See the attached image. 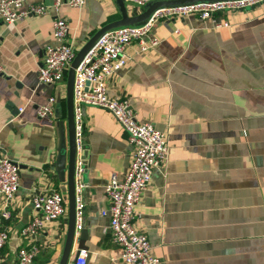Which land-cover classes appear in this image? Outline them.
<instances>
[{"label":"crops","instance_id":"0c3cea01","mask_svg":"<svg viewBox=\"0 0 264 264\" xmlns=\"http://www.w3.org/2000/svg\"><path fill=\"white\" fill-rule=\"evenodd\" d=\"M56 14L67 20V41L76 51L119 18L112 0H85L81 8L62 4L57 13L0 20V152L25 165L15 195L6 201L0 194V211L7 204L11 212L0 221L9 233L0 264H14L18 250L32 243L41 247L32 264H58L64 246L67 218L46 223L35 240L20 233L37 213L36 193L66 195L55 168L65 83L37 79L43 49L54 42ZM216 19L228 26L195 14L158 20L151 33L157 45L140 51L130 43L129 59L106 83L110 97L128 99L138 120L167 135L168 158L153 169L135 221L159 264H264V1ZM50 96L53 114L40 118L37 108ZM84 129V220L69 264L82 230L86 264H127L101 210L108 204L104 185L124 177L133 148L100 107L84 108Z\"/></svg>","mask_w":264,"mask_h":264},{"label":"built area","instance_id":"2783aa9c","mask_svg":"<svg viewBox=\"0 0 264 264\" xmlns=\"http://www.w3.org/2000/svg\"><path fill=\"white\" fill-rule=\"evenodd\" d=\"M153 0H125L127 5L137 8ZM264 0H233L202 2L175 7H162L154 10L149 18L140 25L121 26L104 34L85 54L75 68L73 82V111L75 131V235L83 227L85 187L84 172L86 165L84 141V108L100 107L109 111L127 134L133 148L132 159L122 179L112 176L104 185L107 207L101 215L109 218L106 232L113 242L121 246V258L127 264H159V259L151 252L147 236L137 230L136 208L144 190L149 186L153 169L164 164L168 158V141L165 132L150 122L137 119L128 99L112 98L107 92V80L129 59L126 47L135 42L140 51L155 46L158 40L151 33L158 20L174 16L195 14L201 20H210L215 27L228 26L227 21L216 19L221 12L242 10ZM62 4L81 8L85 0H54L51 4L29 0H0V20L6 24L32 16L46 14L50 10L58 12ZM69 25L65 18L56 14L52 23L54 42L43 49L42 61L38 68L37 79L40 84H60L66 81L67 69L75 56L74 45L67 41ZM149 40V45L147 41ZM3 67L0 64V74ZM56 98L50 96L45 104L37 108V115L50 117L53 114ZM22 111V108L19 109ZM19 186V164L3 156L0 152V194L6 201L11 199ZM32 205L37 213L21 228V235L35 240L44 225L52 220L67 218V197L57 189L48 194L36 193ZM11 217L7 204L0 211V221ZM0 223V257L9 240V233ZM41 252L36 243L20 248L14 264H32ZM87 252L80 249L75 264H86Z\"/></svg>","mask_w":264,"mask_h":264},{"label":"water","instance_id":"95a60500","mask_svg":"<svg viewBox=\"0 0 264 264\" xmlns=\"http://www.w3.org/2000/svg\"><path fill=\"white\" fill-rule=\"evenodd\" d=\"M117 8L119 18L106 22L98 28L88 40L78 49L72 59L65 81V120L58 122L59 139L57 146L55 168L61 182L66 183L67 197V229L63 250L58 264H69V257L75 240V192H74V165H75V131L73 111V82L75 68L79 65L85 54L108 31L121 26H136L143 24L151 13L162 7H175L191 5L202 2L233 1V0H153L146 3L137 14L130 15L125 0H112ZM87 157V151L85 152ZM25 165L19 164V170ZM85 232L79 234L78 249H83ZM79 251L77 250L72 264H75Z\"/></svg>","mask_w":264,"mask_h":264},{"label":"rangeland","instance_id":"374dc122","mask_svg":"<svg viewBox=\"0 0 264 264\" xmlns=\"http://www.w3.org/2000/svg\"><path fill=\"white\" fill-rule=\"evenodd\" d=\"M128 11H129V13L132 12V7H131V5H128Z\"/></svg>","mask_w":264,"mask_h":264}]
</instances>
